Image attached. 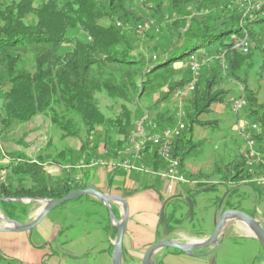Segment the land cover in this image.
Masks as SVG:
<instances>
[{"label":"trees","instance_id":"obj_1","mask_svg":"<svg viewBox=\"0 0 264 264\" xmlns=\"http://www.w3.org/2000/svg\"><path fill=\"white\" fill-rule=\"evenodd\" d=\"M152 21L161 26L142 48L136 27ZM242 40L248 43L246 52L237 46ZM258 55L264 56V0H0V137L43 114L60 139L80 142L78 148L65 145L57 149L49 140L33 155L0 146V210L20 222L26 210L24 199H56L93 186L90 169L102 166H75L91 159L120 157L131 143L136 118L142 119L148 132L175 125L177 106L169 97L192 79L191 71L189 67L187 78L178 82L166 75L176 62L186 60L189 65L195 57L201 63L198 80L183 102L184 128L171 144L180 173L194 186L163 201L157 227L168 234L183 225V207L190 209L197 194L219 187L225 190L216 198L221 212L247 213L241 209L250 194L246 189L258 206L264 202V184L250 181L241 135L237 133L232 141V151L212 159L208 168H195L192 161L216 147L212 133L225 136L233 132V124L242 115L256 124L251 135L264 160V101L259 100V85L249 86ZM263 66L264 59L256 74ZM229 81L239 82L237 96L223 88ZM164 85L173 93H161L145 110L140 100ZM98 95L120 109L107 116L99 108ZM239 96L246 105L236 114L231 102ZM217 106L227 111L224 119ZM149 124H155L154 129ZM138 163L152 171L168 165L151 144L141 150ZM106 170L109 188L115 176L135 180L137 185L127 193L160 191L164 182L143 171ZM260 173L264 168L257 165L255 174ZM77 198H86L97 209L98 223L114 240L116 226L101 201L90 195ZM255 211L247 214L255 218ZM261 217L264 220V211ZM0 264L24 263L0 252Z\"/></svg>","mask_w":264,"mask_h":264},{"label":"rangeland","instance_id":"obj_2","mask_svg":"<svg viewBox=\"0 0 264 264\" xmlns=\"http://www.w3.org/2000/svg\"><path fill=\"white\" fill-rule=\"evenodd\" d=\"M160 27V25L155 23L154 21L150 22V24H146L145 27L141 30H135V33L137 36H139V42L140 46L143 48L144 43H146L149 40L150 34L155 32L156 27ZM127 29H133L132 26H128ZM154 29V30H153ZM143 43V45H142ZM147 54L149 52L146 50ZM255 60L254 67H252V70L250 71V78H249V86L252 89L257 84L259 85L260 93H259V100L264 101V66L263 69H261L259 74H256V72L259 71V68L262 66L264 56H260ZM202 60L206 59V56H202ZM204 65V64H203ZM190 67V64L188 65L187 61H180L176 62L173 66V69L171 72H169L166 75V78L168 80H173L174 82H178L179 80L183 78H187L188 76V68ZM239 83V82H238ZM236 82H225L223 84V88L232 90L231 93H234L235 96H237L238 92L241 89V86ZM153 94H150L149 96L143 97L140 100V105L146 110L148 106L153 104V102L158 99L162 94H172L173 90H169L166 85L162 86L160 89L152 92ZM162 93V94H161ZM176 93V92H175ZM174 93V94H175ZM174 94L169 97V100H171L172 103L174 102ZM99 97V108L106 114L107 116H112L117 112L120 108H118V104L112 103V101H109L108 98L104 95H98ZM184 104V103H183ZM129 108H132L136 111L135 105H130ZM225 108L223 106H217L216 110L223 113L222 118L224 119L225 115L227 114V111L225 112ZM144 110V111H145ZM138 113V112H137ZM229 114V113H228ZM230 115V114H229ZM139 119V120H138ZM134 125H133V132L132 135H136L139 130V124L140 127H146L142 119L136 118L134 119ZM227 122L232 123L229 117H227ZM236 124H233L232 130L236 129ZM233 132L227 133L225 136H222L221 134L212 133L211 137L212 139H217L216 147L212 150H205L202 154L198 155L197 160H193L192 163H194L193 167H205L208 168L212 164V159H215L216 157H219L223 154H228L232 151V141L237 139V132L236 130ZM200 137L208 138L205 133H200ZM206 136V137H205ZM23 137L24 140H23ZM51 140V145L53 148H62L63 146H71L73 148H78L80 145V142L77 138H68L66 140L60 139V133L57 129H55L54 126L50 125L48 120L43 114H39L38 116L34 117L33 119L25 122V124L17 125L16 128L11 130L8 134L3 135L0 137V146L2 148H6L8 150H17V151H23L29 155H33L35 152H37L41 147L45 146L46 143ZM78 164V163H77ZM97 166V165H95ZM194 186V183L191 182H184L181 184H176L173 189L170 191L167 190V184L164 181L163 182V194L162 200L170 199V197H174L175 195H181L184 192H181L184 187L186 186ZM163 187H161L160 190H162ZM246 189V188H243ZM250 194L249 197L242 202L241 209L243 208L247 213H251V211L256 208V219L263 220L262 213L264 211V202H262L260 205L256 206L254 203V196L252 192L249 191V189H246ZM158 191V190H156ZM225 190H223L222 187H219L217 191H203L197 194L194 197V201L189 209V206L185 205L183 209L181 210V214L183 215V218L185 220L184 224L177 227L173 230L172 233L169 234H163L160 230V227H157L156 232L159 231L158 234H156V242L158 240H161L162 237H165L163 239H169L173 240L176 236L174 233L179 234V237L183 239V241L186 240H197L201 237L197 238H189L190 236L187 235H195L200 236L201 233H207L211 234L214 224L217 220V218L220 215L221 208L218 205V201H216L217 197H221L222 193ZM161 192V191H159ZM166 198V199H164ZM23 204L26 207L25 212L21 213V221L23 222H29V215L33 216L36 213L38 214V210L43 205V202L41 203L38 200H31V199H24L22 200ZM163 204V202H162ZM256 206V207H255ZM97 209L89 202H87L86 198H77V199H71L70 201L64 202L62 204H59L56 206V208L49 211L43 219L32 229H29V231H23V232H15V233H24L26 237H28V240L31 242V246H34L37 251H39L40 254H51L53 253L54 258L60 259V258H66L68 264H81L84 259L86 258V255H84L81 250H76V248L72 251V255H68L64 253L61 250L60 242L62 243L61 236L62 234H59L61 230L66 233V230L71 229L72 227H75V233H77L76 236H80L77 238L72 235H67L71 241H67L65 243L66 246L72 245L76 240L79 241L83 236V231L86 228L92 227V225H97L100 227V224L98 223L99 216L97 215ZM0 214L4 216V213L0 210ZM97 221V223H96ZM84 227V228H83ZM60 228V231H57V229ZM57 231V233H56ZM85 232V231H84ZM10 232H7V234ZM12 233V232H11ZM14 233V234H15ZM87 237H91V235L95 234L96 232H86ZM85 233V234H86ZM207 237V236H206ZM251 240L249 237L246 236H240L238 234L230 235L226 240L222 242L223 245H219L218 248L213 251L210 254H207L205 256L206 258H209V262L211 264H261L260 256L261 254H264V248L260 245L259 242H257V246H259V253L258 255L250 256L252 252L251 248ZM5 241H0V252L4 253L5 255H10L12 253L11 248L3 247L2 245L5 244ZM227 243V244H226ZM246 247L244 252L241 253V251H237L238 248ZM166 249L167 251H172L168 248H162ZM62 251V252H61ZM204 254L202 252L200 255ZM43 263V261H42ZM24 264H36L32 263V261H27V263L24 262Z\"/></svg>","mask_w":264,"mask_h":264},{"label":"crops","instance_id":"obj_3","mask_svg":"<svg viewBox=\"0 0 264 264\" xmlns=\"http://www.w3.org/2000/svg\"><path fill=\"white\" fill-rule=\"evenodd\" d=\"M107 170L105 167H98L90 169L89 180L92 185L96 188L97 191H101L103 193L109 194H117L126 199L129 213L127 217V224L123 234V242H122V260L121 264H141L142 257L144 255L145 249L152 243L156 241V229L158 225V220L160 213L162 211V197L165 192H163L164 186H162V190L155 191L153 189H143L142 191L127 193L128 189L134 188L137 183L134 179L128 177L115 176L113 178V185L111 188L108 187V183L106 180ZM166 199V198H164ZM111 207L114 208L115 213L121 218L123 213V208H121L120 204L116 201L111 203ZM221 214V212H220ZM31 215V214H30ZM29 215V221L33 220L37 213L33 216ZM5 216V215H4ZM262 226H263V221ZM20 223H28L22 222ZM97 223V221H96ZM112 223V222H110ZM112 225H114L112 223ZM0 226H7V224L0 222ZM264 227V226H263ZM75 227L66 230V233L63 230L60 231V228L57 231H60L59 234L61 236L62 243L60 242L61 250L68 255H72V251L76 248V250H81L86 258L81 264H112L111 256H112V246L114 240L109 237V234L100 226L92 225V227H88L84 229L83 236L81 240H78L79 235L75 233ZM84 228V227H83ZM56 231V233H57ZM86 232H96L91 235V237H87ZM173 232V230H172ZM170 232V233H172ZM86 233V234H85ZM72 235L77 238V240L72 243V245L66 246L65 243L67 241H71V239L67 237V235ZM76 234V235H75ZM169 234V233H168ZM176 238L173 240L186 242L191 240L183 241L179 237V234L174 233ZM238 234L240 236L249 237L251 242L252 252L250 256L258 255L259 246H257V240L253 237L251 232L248 231L246 225L238 220L230 219L228 223L225 224L221 231V236L219 237V244L215 247V250L219 245H223L222 242L226 240L230 235ZM210 234L201 233L200 236L195 235H187L189 238H207ZM207 236V237H206ZM165 237H162L163 239ZM200 238V239H201ZM75 239V238H74ZM197 239V240H200ZM0 241H5L7 245H2L3 247L11 248L12 253L9 256L17 257L23 263H27V261H32V263L40 264L45 262V264H68L66 258L56 259L51 254H40L39 251L34 246H31L30 240L24 233H8L4 231H0ZM227 244V243H226ZM72 251H70V250ZM246 247L238 248L237 251L244 252ZM211 248H207L204 250V254L202 255H194L192 253H183V252H174L167 251L166 249H158L152 256V262L154 264H211L209 262V258L205 259L207 254H210ZM214 250V251H215ZM61 251V252H62ZM261 264H264V254L260 256Z\"/></svg>","mask_w":264,"mask_h":264},{"label":"built area","instance_id":"obj_4","mask_svg":"<svg viewBox=\"0 0 264 264\" xmlns=\"http://www.w3.org/2000/svg\"><path fill=\"white\" fill-rule=\"evenodd\" d=\"M146 25H138L136 29L139 31L143 29ZM244 52L248 50V43L246 40H242L237 45ZM204 63V61H201ZM200 64L195 57H192L190 60V71L192 79L177 89L174 94L175 105L177 106L176 110V124L173 126H168L160 131L148 132L144 127H140L136 135H131L130 145L126 149L120 152V157L117 159H91L88 163L79 162L75 167L78 169H83L84 167H93L99 165L107 168L108 170L112 169H121L128 172H147L152 176H158L162 178L167 184V190L170 191L176 184H181L187 182V178L184 177L179 171V163L175 159L171 152V144L174 138L178 137L184 128V106L183 102L186 97H188L194 90L195 84L198 80V71ZM245 99L243 96H239L231 102V110L234 113H239L245 106ZM151 128L154 129L155 124H149ZM236 132L242 136L245 151H244V161H246V167L248 173L251 175L250 181L256 182V184H264V173L255 174L256 166L261 165L264 168V160L261 159L259 152L254 146V140L251 135V131L256 129V124L251 123L245 116H240L239 121L235 127ZM147 144H151L157 150L159 156H161L166 163L168 164L165 169L152 171L148 169L144 164H139L141 150L145 148Z\"/></svg>","mask_w":264,"mask_h":264},{"label":"water","instance_id":"obj_5","mask_svg":"<svg viewBox=\"0 0 264 264\" xmlns=\"http://www.w3.org/2000/svg\"><path fill=\"white\" fill-rule=\"evenodd\" d=\"M90 195L101 201L103 206L107 208L110 221L116 226L115 239L112 246V256L111 263L112 264H121L122 260V242H123V234L127 224V217L129 213V208L127 201L124 197L119 196L117 194H109L103 193L101 191H97L94 186L88 185L84 189H76L72 190L63 197L56 199H35L43 202L42 207L38 210L37 216L29 221L28 223H20L16 220H11L0 214V222L7 224V226H0V231L4 232H23L29 231L34 226H36L43 217L52 209L56 208L59 204L70 201L73 198ZM116 201L120 204L121 208H123V213L120 219H117L113 210L111 208V203ZM235 219L242 223H244L249 232L253 235V237L260 243L264 248V228L262 226V221L256 218L249 216L244 211H239L235 209H228L219 215L217 218L214 228L211 234L207 238H201L200 240H191L186 242H181L177 240H169V239H161L155 243L150 244L146 247L144 255L141 260V264H154L152 262V256L158 249L168 248V249H177L183 253H192L194 255L195 252L201 251L207 248H211L210 252L215 250V247L219 244V237L221 236V231L228 220ZM200 255V254H199Z\"/></svg>","mask_w":264,"mask_h":264}]
</instances>
